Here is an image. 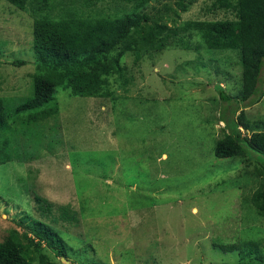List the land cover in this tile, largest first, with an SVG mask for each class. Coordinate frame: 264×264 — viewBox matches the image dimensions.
<instances>
[{"label": "rangeland", "instance_id": "374dc122", "mask_svg": "<svg viewBox=\"0 0 264 264\" xmlns=\"http://www.w3.org/2000/svg\"><path fill=\"white\" fill-rule=\"evenodd\" d=\"M176 2L153 1L145 13L164 16L170 27L232 18L217 0H194L185 13ZM86 3L54 0L55 10L70 5L84 15L134 9L112 0ZM33 31L30 7L0 0V98L14 106L31 95L38 72ZM218 52L169 48L139 61L129 53L121 64L131 81L121 87L112 80L117 100L59 92V113L42 127L45 144L23 149V162L0 166V239L42 217L36 193L54 203L42 219L55 221L50 226L68 248L56 264H238V251L214 245L254 241L264 250V216L250 200L264 180L254 169L258 161L244 168L214 155L229 106L218 88L238 96L242 72L237 53ZM242 105L246 120L264 131V97ZM64 207L77 213L72 224L59 217Z\"/></svg>", "mask_w": 264, "mask_h": 264}, {"label": "trees", "instance_id": "16d2710c", "mask_svg": "<svg viewBox=\"0 0 264 264\" xmlns=\"http://www.w3.org/2000/svg\"><path fill=\"white\" fill-rule=\"evenodd\" d=\"M5 1L21 11L30 7L33 13V53L38 72L31 95L20 104L14 106L0 98V166L15 159L23 162L26 159L23 149L29 153L31 148L45 144L47 134L42 127L59 113L56 102L59 92H69L73 97L117 100L121 96L116 95L112 80L123 83L121 87L131 81L127 68L121 64L124 56L132 53L139 61L146 53L180 48L229 51L240 56L239 95L230 96L218 88L220 101L229 106L221 112L222 137L216 138L214 134V155L219 159L241 160L246 163L244 168L257 160L259 165L254 169L264 176V131L246 120L242 105L257 104L264 97V0H217L218 7L231 13L232 18L190 20L172 27L167 20L163 21L164 16L152 19L145 13L156 0H112L134 7L131 13L120 16L101 12L84 15L70 5L55 10L54 0ZM102 1L105 0H87L85 5L95 6ZM193 2L177 0L176 5L185 13ZM174 14L180 17L178 11ZM194 36L200 39L198 44H193ZM244 132H250L251 136ZM33 198L42 217H34L26 225V232L12 229L6 238L0 239V264H56L57 259L67 258L68 248L57 234L58 229L50 226L55 221H47L54 203L36 193ZM250 200L264 216V180L252 191ZM61 210V220L70 224L76 220V212L68 207ZM45 217L47 220L42 219ZM26 220L22 219V225ZM214 246L225 253L238 251V264H264V250L257 242Z\"/></svg>", "mask_w": 264, "mask_h": 264}]
</instances>
